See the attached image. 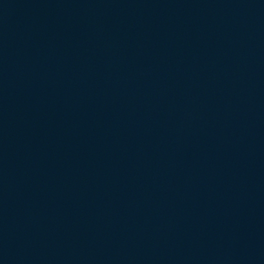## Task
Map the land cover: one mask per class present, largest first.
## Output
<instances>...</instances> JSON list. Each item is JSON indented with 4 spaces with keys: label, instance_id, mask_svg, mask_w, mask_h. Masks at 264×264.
I'll return each mask as SVG.
<instances>
[{
    "label": "water",
    "instance_id": "1",
    "mask_svg": "<svg viewBox=\"0 0 264 264\" xmlns=\"http://www.w3.org/2000/svg\"><path fill=\"white\" fill-rule=\"evenodd\" d=\"M0 264H264V0H0Z\"/></svg>",
    "mask_w": 264,
    "mask_h": 264
}]
</instances>
